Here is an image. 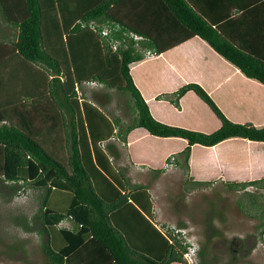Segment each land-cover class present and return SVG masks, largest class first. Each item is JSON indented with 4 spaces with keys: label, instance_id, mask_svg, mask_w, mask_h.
I'll return each mask as SVG.
<instances>
[{
    "label": "trees",
    "instance_id": "1",
    "mask_svg": "<svg viewBox=\"0 0 264 264\" xmlns=\"http://www.w3.org/2000/svg\"><path fill=\"white\" fill-rule=\"evenodd\" d=\"M194 4L195 0H0L1 22L14 31L11 39L6 37L8 42L0 41V184L13 193L23 187L42 195L32 217L41 221L39 233L46 236L40 246L44 264H186L185 245L160 227L155 226L158 257L133 249L116 220L126 215L123 207L130 208L131 216H144L138 202L119 190L112 197L98 192L97 180H108L103 163L97 161L98 142L112 134L120 118L112 122L89 102L83 87L90 81L120 95L129 91L136 117L124 130L184 138L185 160L195 143L212 146L232 138L264 142V124L229 121L197 83L181 86L172 103L178 105L179 97L193 91L220 120L209 133L156 120L135 86L131 67L143 60L140 50L166 53L190 38L205 41L244 76L264 85V38L250 32L252 41L243 39L241 44L225 30L231 23H250L264 36V0L242 1L236 4L237 14L219 19L206 17ZM251 7H261L255 21L248 19ZM103 27L109 29L106 36L100 33ZM130 33L141 39L128 37ZM113 40L120 41L115 48ZM170 157L175 165L172 155L166 162ZM260 182L264 177L226 186L245 189ZM137 189L145 191L142 186ZM62 220L71 225L60 226ZM260 226L264 240V223ZM198 258L199 264L211 263L203 246Z\"/></svg>",
    "mask_w": 264,
    "mask_h": 264
},
{
    "label": "crops",
    "instance_id": "2",
    "mask_svg": "<svg viewBox=\"0 0 264 264\" xmlns=\"http://www.w3.org/2000/svg\"><path fill=\"white\" fill-rule=\"evenodd\" d=\"M195 1L197 6H193L197 7L200 13L219 19L237 14L235 7L238 3L248 0ZM256 7L249 9V20L255 21L258 14L257 12L255 15L256 10L261 8ZM250 26V23L247 26L231 23L225 26V30L233 34L241 44L252 39L250 32L258 33L259 37L264 38L261 29ZM13 33L14 31L5 24H0V41H6V37L11 39ZM140 51L143 53V60L131 67V76L150 114L156 120L198 132L209 133L216 130L220 120L193 91H186L179 97L178 105L172 103L176 100L174 92L184 84L194 82L208 93L229 121L255 126L264 124V85L244 76L205 41L190 38L166 53L158 54L150 48ZM147 52L149 53L146 54ZM105 91L110 90L107 88ZM89 102L97 104L100 110L103 107L106 112L110 110L107 102L91 98ZM126 107L128 113L124 118L104 113L112 122L115 117L120 118V123L113 126V132L108 138L98 142L100 158H97V161L103 163L100 166L104 168L108 180H97L96 188L98 192L111 197L119 190L126 194L128 200L138 202L136 204L144 216H131L130 208L123 207L126 215L116 220L118 228L133 249L144 250L145 253L158 257L160 242L155 226L162 224L185 227L182 222L180 225L174 222V216L167 215V210L163 207L166 202L164 197L176 192L178 187L186 194L192 191V195H198L209 187L224 188L230 182H248L264 177V142L232 138L212 146L195 143L190 145L185 160L183 150L188 143L184 138L155 137L136 128L123 130L136 117V112L131 110L134 105L127 104ZM116 128L121 130L119 134L116 133ZM171 155L175 157V165L171 170H163L166 159ZM258 185L264 188V183L260 182ZM138 186L144 187L145 191L138 192ZM248 186L251 185L246 188ZM16 191L11 192V198L17 196ZM28 191L31 192V189ZM34 193L39 194V190ZM147 214L151 216L152 221L147 220ZM59 225L71 224L68 220H62ZM34 231L43 235L35 227L29 232Z\"/></svg>",
    "mask_w": 264,
    "mask_h": 264
},
{
    "label": "rangeland",
    "instance_id": "3",
    "mask_svg": "<svg viewBox=\"0 0 264 264\" xmlns=\"http://www.w3.org/2000/svg\"><path fill=\"white\" fill-rule=\"evenodd\" d=\"M106 89L96 84L83 87L87 98L108 103V112L101 108L104 113L124 118L128 113L126 105L134 102L131 93L125 91L120 95L115 89ZM118 128L117 134L121 131ZM28 189L24 188L19 198H11L10 188L0 184V264H44L46 261L40 249L45 234L29 232L34 226L40 227L41 221L32 216L42 195ZM191 193L186 194L178 187L176 192L164 197L163 207L167 215L174 216V222L178 225L182 222L188 228L195 243L206 248L210 264H264V240L259 235L260 223H264L261 185H251L245 190L213 186L198 195Z\"/></svg>",
    "mask_w": 264,
    "mask_h": 264
},
{
    "label": "built area",
    "instance_id": "4",
    "mask_svg": "<svg viewBox=\"0 0 264 264\" xmlns=\"http://www.w3.org/2000/svg\"><path fill=\"white\" fill-rule=\"evenodd\" d=\"M93 27V24L91 25ZM101 35L106 36L109 33V29L107 27L102 28L100 31ZM129 37L133 38L134 40L141 39L140 36L137 34H129ZM118 44H120L119 40H113L112 48H115ZM147 52L146 54H148ZM170 161L165 162L164 169L169 170L172 169L174 166V158L170 157ZM159 227L163 232H166L167 235L179 239L181 244L185 245V251L183 254V258L186 264H199L198 258V251H199V244L195 243L189 236V230L186 227L182 226H175V225H162L160 224Z\"/></svg>",
    "mask_w": 264,
    "mask_h": 264
},
{
    "label": "clouds",
    "instance_id": "5",
    "mask_svg": "<svg viewBox=\"0 0 264 264\" xmlns=\"http://www.w3.org/2000/svg\"><path fill=\"white\" fill-rule=\"evenodd\" d=\"M104 28V27H103ZM108 28V27H107ZM102 30V29H101ZM100 30V31H101ZM101 33V32H100ZM128 37H129V35H128ZM93 84H96V85H99V86H104L102 83H100V82H96V81H90L89 83H87V85L86 86H91V85H93ZM24 188L23 187H20V188H18L17 189V191H16V195H17V197L19 198L21 195H19V194H22L23 192H21L22 190H23ZM27 191V190H26ZM199 244V243H198ZM199 249H200V246H199ZM198 255H199V251H198Z\"/></svg>",
    "mask_w": 264,
    "mask_h": 264
}]
</instances>
